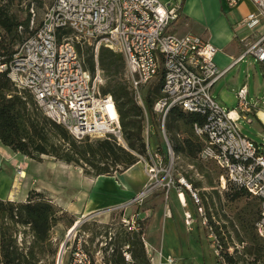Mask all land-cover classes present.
Instances as JSON below:
<instances>
[{
    "label": "built area",
    "instance_id": "obj_1",
    "mask_svg": "<svg viewBox=\"0 0 264 264\" xmlns=\"http://www.w3.org/2000/svg\"><path fill=\"white\" fill-rule=\"evenodd\" d=\"M249 1L254 12L242 19L240 25L252 31L264 22V0ZM180 14L178 5L159 0H51L40 26L16 48L9 63L0 64V73L5 72L19 92L29 93L42 114L62 126L76 141L112 139L127 150L114 100L100 93L104 76L98 62L102 48L122 55L125 80L142 109L144 90L154 81H161V96L153 105V113L164 143L159 149L150 148L147 120L146 155L138 156L146 182L140 193L122 207L140 204L156 192H162L167 199L174 190L180 199L186 188L197 206L202 226L211 231L197 193L183 180H173L175 155L164 123L170 110L178 108L204 118L202 124L192 128L201 143L197 158L216 167L222 189L232 185L260 202L253 228L264 241V144L245 137L237 125L241 115L252 123L254 107L247 101L245 87L236 94L240 115L216 102L212 89L227 69L220 70L214 63L217 50L210 43L191 33H175ZM77 46L81 50L91 49L93 73ZM248 55L264 65V33L246 45L238 60ZM22 173H18L19 179L24 178ZM181 203L185 206L184 200ZM194 220L191 213H184L186 226ZM121 222L129 232L140 229L135 219L122 218ZM209 238L217 264H225L220 242L212 233ZM146 254L152 262L154 256L148 249ZM90 262L81 242H77L66 264ZM166 262L172 264L173 259L168 257Z\"/></svg>",
    "mask_w": 264,
    "mask_h": 264
},
{
    "label": "trees",
    "instance_id": "obj_2",
    "mask_svg": "<svg viewBox=\"0 0 264 264\" xmlns=\"http://www.w3.org/2000/svg\"><path fill=\"white\" fill-rule=\"evenodd\" d=\"M14 1L0 0L2 31L0 64L9 63L16 52L15 47L28 39L36 30H30V14L22 20L11 13L10 7ZM77 48L79 53H82L78 46ZM83 56L89 71L93 73L94 60L91 49L86 48ZM98 62L103 76L113 77L106 86H101L100 93L103 96L110 95L114 100L127 150L118 146L112 139L90 142L89 138H85L82 141H76L62 126L42 114L29 93L19 92L5 72L0 73L1 145L35 161H40L41 156H47L66 165L74 164L82 168L85 175L93 178L112 177L113 174L123 173L136 165L138 156L146 155L145 125L147 120L154 125L151 119L152 117L155 119L156 116L153 113V105L161 96V81H154L148 87L143 97L144 109H142L135 101L127 82L123 78H116L122 71L124 76L122 55L102 48L99 51ZM145 113L148 115L147 118ZM203 122L204 118L197 114L185 113L178 108L170 110L164 129L174 155L191 162L198 161L201 143L194 136L192 128L194 124ZM155 125L159 126V122ZM227 188L229 189L226 196L232 201L251 197L232 185L228 184ZM253 200L254 203L249 207L244 206L235 218L240 231L236 238L243 248V255L233 256L224 253L222 258L225 264L244 262V255L251 258L248 264L264 263V241L255 234L253 228L258 217L260 202L256 198ZM65 217L67 212L40 192H29L23 202L0 200V262L2 264H39L40 258L46 253L51 256L57 255L58 250L53 248L50 237L52 228L65 222L69 230L76 222L72 218L66 221ZM208 218L210 220V216ZM135 221L139 224L138 232L127 231L121 222L118 223L113 235L109 236V233L105 232V239H109V242L101 249L103 252L101 263H97L89 252L98 235L93 232L88 240L89 245L82 244L83 250L90 256V264H151L143 242L147 219ZM208 225L210 228L215 227L217 232V227L211 221H208ZM230 227L235 232L234 224ZM18 228L24 229L22 234L29 235L30 241L27 245H25L26 242L21 246L17 244ZM80 228L83 232L86 231V223ZM205 230L209 236L207 228ZM216 235L219 237L218 232Z\"/></svg>",
    "mask_w": 264,
    "mask_h": 264
},
{
    "label": "rangeland",
    "instance_id": "obj_3",
    "mask_svg": "<svg viewBox=\"0 0 264 264\" xmlns=\"http://www.w3.org/2000/svg\"><path fill=\"white\" fill-rule=\"evenodd\" d=\"M3 1L6 2L7 0ZM50 2L51 0H24L22 2L15 0L10 7V11L22 20L30 14V30H35L40 26L45 9L49 6ZM18 46L15 47V50ZM85 49L83 47L81 50L82 55ZM112 78L104 76L103 85L106 86ZM116 78H123L126 81L123 71ZM232 78H235L234 83H236V88L230 86V84H234L231 81ZM244 84L248 92V103L264 112V66L257 63L250 55L245 56L224 78H221L219 83L214 87L212 96L225 110H235L240 115L236 94ZM147 89L144 90L143 94L146 93ZM146 116L148 117L147 114ZM260 116L264 118V114ZM151 119L154 125L150 123L148 143L150 148L155 150L158 146L164 147V143L160 128L158 125H155L158 124V118L155 116V119L154 117ZM250 119L252 120L251 124L244 120L241 115L240 120L237 122L241 133L258 144H264V122H259L252 115ZM89 140L92 142L97 139L90 138ZM132 168L124 177L122 175L125 172L115 173L111 177L113 179L104 180L93 187L95 178L85 175L83 169L79 166H75L74 164L66 165L47 156H41L40 161H35L13 152L9 148H5L0 143V200L8 201V198L11 197V200L13 199L15 202H23L26 200L29 192L35 191L43 193L50 201H52L51 196L57 195V197H61L64 195L63 198L69 202V193L73 192L75 197L72 196L71 200L76 203V209H73L75 215L62 209L67 212V217L64 220L67 221L68 218H72L76 222H80V224L69 236V230L65 222L53 227L50 233L53 248L58 250L57 255H59L61 246L64 244L59 262L66 264L77 242L88 246V240L91 238V234L95 232L98 235L94 239L89 252L97 263H101L103 258L101 249L109 242V239H105V232H108L109 236L113 235L117 230L118 223L121 222L122 218H126L123 217V207H113L128 204L127 199L114 202L116 199L113 196L116 195L119 188L123 187V181L134 179L138 182L141 179L144 180L142 164L138 163ZM20 171L24 172L22 177H25L22 179H19L18 176ZM219 175L220 172L211 164L201 163L197 160L191 162L181 156H175L173 180L175 182L183 180L188 188L197 193L207 222L211 221L217 227L220 238L216 235L215 227L212 226L211 231L209 232L208 230V232L209 235L212 233L220 242L222 246L221 255L228 253L233 256H240L243 255V248L238 244L236 238L237 233L240 234V231L235 218L236 214L244 206L249 207L250 204L254 203V200L251 197H243L235 201L230 200V197L226 196L229 189L227 188L228 185H226L225 189H222ZM110 181L113 183H109ZM92 188H94L93 192ZM46 189L50 190L54 195L46 193L44 191ZM183 191H186V188ZM89 193H91L94 207L99 206V208L85 214L89 201ZM106 194H111L112 197ZM108 197L112 200L110 201ZM136 206L137 204H132L126 207V211ZM208 216H210V220ZM196 218L199 219L197 213ZM198 222L200 223L199 220ZM84 223H86L87 229L83 232L80 227ZM231 224H234L235 232L232 231ZM23 230V228H18V233L16 234L17 244L20 246L21 244L24 245V242L27 245V242L30 241L28 234H22ZM211 246L214 255L212 241ZM57 255L51 256L46 253L40 258L39 264H57ZM243 258L245 261L239 264L251 262V258L248 256L244 255ZM153 264H157V262H153Z\"/></svg>",
    "mask_w": 264,
    "mask_h": 264
},
{
    "label": "crops",
    "instance_id": "obj_4",
    "mask_svg": "<svg viewBox=\"0 0 264 264\" xmlns=\"http://www.w3.org/2000/svg\"><path fill=\"white\" fill-rule=\"evenodd\" d=\"M159 2L180 7L181 14L174 27L175 33L177 35L191 33L210 43L217 50L214 63L220 70L227 69L224 76L244 59L243 57L238 60L245 51L246 45L252 43L260 34L264 33V22L252 31L240 25L242 19L254 12V6L249 0H159ZM234 80L235 78H232L231 81L234 83ZM230 86L236 88V83L230 84ZM242 86L246 88L245 84ZM252 106L254 107L252 116L259 122H264V118L260 116L264 112L254 105ZM132 169L125 171L122 177ZM143 177L144 180L141 179L138 182L134 179L123 181V187L119 188L117 193L115 192L116 195L113 196L116 199L114 202L126 199L129 202L135 198L146 182L145 176ZM107 179L113 178L105 176L95 178L93 187ZM109 183L113 182L110 181ZM44 191L54 195L48 189ZM91 193L88 195L89 201L85 214L99 208V206L94 207ZM106 195L112 197L111 194ZM63 196H51L52 202L59 208L75 215L73 209H76V203L71 200L72 196L75 197V194L73 192L69 193V202ZM182 200H184L185 206L182 205ZM8 201H13V199L11 200V197H9ZM121 207L122 205L113 208ZM196 208L197 206L190 199L188 192L184 191L179 199L177 193L171 190L167 199L164 198L162 192H156L142 203L137 204L135 208L127 211L125 208L123 217L135 220L147 219V229L143 242L145 250L148 249V252L154 256L151 264L153 262L168 264L166 262L168 257L173 259L172 264H217V259L212 253L211 240L207 236L201 221L196 218ZM185 212L191 213L195 218L193 224L189 227L184 222Z\"/></svg>",
    "mask_w": 264,
    "mask_h": 264
},
{
    "label": "water",
    "instance_id": "obj_5",
    "mask_svg": "<svg viewBox=\"0 0 264 264\" xmlns=\"http://www.w3.org/2000/svg\"><path fill=\"white\" fill-rule=\"evenodd\" d=\"M79 224H80V222H77V223L74 224L73 228L68 232V236L75 231V229L78 227ZM63 248H64V244L61 246V249H60V252H59V255H58V260H57L58 263L60 261Z\"/></svg>",
    "mask_w": 264,
    "mask_h": 264
},
{
    "label": "bare ground",
    "instance_id": "obj_6",
    "mask_svg": "<svg viewBox=\"0 0 264 264\" xmlns=\"http://www.w3.org/2000/svg\"><path fill=\"white\" fill-rule=\"evenodd\" d=\"M110 111H111V109H110ZM231 115H232V116H235V114H234V113H232ZM22 174H23V173H22ZM76 223H77V222H76ZM72 228H73V227H72ZM72 228H71V229H72ZM71 229H70V230H71ZM70 230H69V231H70Z\"/></svg>",
    "mask_w": 264,
    "mask_h": 264
}]
</instances>
